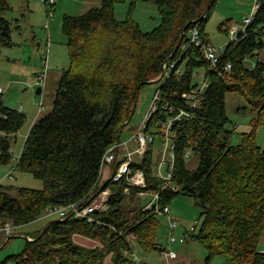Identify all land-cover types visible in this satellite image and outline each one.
I'll list each match as a JSON object with an SVG mask.
<instances>
[{"label": "trees", "instance_id": "1", "mask_svg": "<svg viewBox=\"0 0 264 264\" xmlns=\"http://www.w3.org/2000/svg\"><path fill=\"white\" fill-rule=\"evenodd\" d=\"M98 1L82 14L64 15L70 65L63 71L52 110L27 132L17 161L13 141L26 115L7 106L0 94V164L15 162L16 170L44 185L35 189L0 184V219L22 227L39 220L48 207L88 203L99 189L103 156L133 114L139 88L162 75L164 62H176V69L159 86L163 101L146 132L155 139L162 137V121L181 108L192 114L173 127L177 188L157 176L155 144L136 167L145 171L147 190L160 193L161 208L179 194L195 199L202 222L195 231H185L182 244L187 236L201 242L209 250L208 261L227 256L228 264H264V250L258 248L264 232V148L256 142L257 127L264 125V0L255 1L254 21L238 40L226 44L216 66L204 58L201 46L186 51L182 46L197 24L204 41L210 42L204 37V23L217 0ZM149 1L158 5L162 22L145 33L133 16L138 2ZM127 2L128 16L117 19L116 5ZM12 9L9 0H0V47L14 44L13 22L4 15ZM232 26L226 21L220 30L230 31ZM198 68L204 69L207 87L201 103L192 108L183 93L203 85L194 82ZM230 93L242 97L243 108L256 115L253 130L244 132L236 145L229 142ZM192 155L198 157L195 168L188 167ZM118 185L110 208L94 214V221L73 215L49 220L42 236L44 228L24 234L22 251L2 264H147L138 260L137 247L160 253L168 248L156 237L158 216L165 215L148 208L138 197V188L128 194L124 181ZM84 237L104 248L81 241Z\"/></svg>", "mask_w": 264, "mask_h": 264}, {"label": "rangeland", "instance_id": "2", "mask_svg": "<svg viewBox=\"0 0 264 264\" xmlns=\"http://www.w3.org/2000/svg\"><path fill=\"white\" fill-rule=\"evenodd\" d=\"M96 0H56V5L50 8L44 5L43 0H9L13 9L5 12V16L13 22L12 40L13 45H2L0 47V85L5 87L3 93L4 103L24 112L26 120L18 132V136L13 141L12 151L14 156H18L27 132L30 131L34 121L43 117L53 108L57 89L61 80L63 71L70 65L69 51L67 47V37L63 33V17L66 14L79 15L90 7L98 6L93 2ZM256 0H217L213 5L207 21L204 23V37L215 47L226 46L230 41V31L220 30L223 22L231 21L233 26L242 25L244 19L251 15L256 7ZM158 5L154 1L138 2L134 14L141 28L146 32L152 31L158 27L162 20L159 14ZM129 2L116 5V17L119 20H125L128 16ZM18 19V20H16ZM16 25H19L17 28ZM220 52V51H218ZM264 51H262L263 54ZM48 55V64H45L44 58ZM253 61V60H252ZM204 69L198 68L194 82L203 84ZM199 72V74H197ZM42 74H45L42 94H37V88L41 85ZM161 82L151 83L139 93L135 114L130 123L124 127L121 134V140L131 137L141 124L147 112H149L154 94ZM227 113L230 118L229 128L233 130L230 138V144H239L244 132L253 130V119L256 117L251 110L244 109L245 101L235 93L227 94ZM163 138L156 135L155 139V157L159 160L163 150ZM256 142L264 148V125L257 127ZM198 164V157L192 155L188 161V167L195 168ZM105 175L102 183L110 178V165L105 166ZM2 170H7L5 166H0ZM6 183H11L12 187H30L42 189L43 182L36 179L28 173L15 170V179H10L5 175ZM109 187L116 191L119 188L118 183H109ZM12 193H15L12 190ZM152 197H146L143 203L151 200ZM173 217L179 222L178 228L172 231L169 228V219L167 216L159 215L160 225L157 230V242L164 247H171L174 250L182 249L186 256L200 261L201 264H228L227 256H214L207 260L209 250L204 244L193 240L187 236V242H169V235L174 232L176 235L185 234L192 226L197 229L201 225L200 208L191 196L185 194L177 195L169 204ZM58 219H39L28 225L17 227L9 243L5 239L0 246V264L10 255L19 253L25 246L26 238L24 234L44 228L47 221ZM197 221V222H195ZM89 247V245L81 244ZM101 248L103 243L99 242ZM90 248V247H89ZM258 248L264 250V232L258 243ZM136 256L147 264H165V258L162 253L157 251H144L137 247ZM177 260H172L176 264ZM179 262H177L178 264ZM5 264H13L8 262Z\"/></svg>", "mask_w": 264, "mask_h": 264}, {"label": "built area", "instance_id": "3", "mask_svg": "<svg viewBox=\"0 0 264 264\" xmlns=\"http://www.w3.org/2000/svg\"><path fill=\"white\" fill-rule=\"evenodd\" d=\"M44 5L52 8L56 5V0H43ZM255 19V9L252 11L251 15L246 17L240 26H232L230 30V41H236L239 39L240 33L246 32L248 26L252 24ZM200 25L197 24L193 28H191L188 39L189 41L182 46L183 50L186 51L192 45L201 46L202 53L205 59L209 60L213 66H216L219 62V53L224 51L225 46H221L220 48L215 47L210 42H205L200 31ZM220 51V52H218ZM45 64H48V55L44 58ZM176 62H164L163 71L164 75L161 77V84L169 78L170 74L174 69H176ZM232 68V64L229 63L226 66V70H230ZM45 74H42L40 77L41 80L38 82L41 87L44 85ZM207 87V84L204 83L202 86L194 88L190 92L183 93V97L188 99L189 105L192 108L197 107L201 100L203 99V93ZM6 88L0 85V94L5 92ZM163 101V97L161 94V89L158 87L149 112L145 115L141 124L136 128L137 130L132 133L131 137L126 140H121V138L108 150L105 152L102 162H101V170L100 176L97 182L99 185V189L96 194L92 197V199L86 203L85 205H80L77 202L64 205V206H53L45 209L44 214L40 216V219H49L53 217L58 218H66L69 216H74L76 218H86L89 221H94V214L105 212L110 208V196L113 190L109 187V183H118L121 181L125 182V192L130 193L131 188H138V197L146 198L152 197L151 200L147 202V207L157 208L156 210L159 213L164 214L169 219V228L174 231L178 228V221L173 217L170 206L166 205L163 208L159 205V192L155 190H147V180L145 171L136 167L145 156H147L148 152L151 150V147L155 144V135L147 133L146 129L148 123L153 116V114L159 109L160 103ZM168 107V104L166 105ZM192 114L189 111L181 108L176 115H171L166 121L161 122V127L163 128L162 138L164 139L163 150L160 155V159L158 161L157 166V176L163 179L164 184L176 189L177 187L173 183V172L175 166V154H174V137L176 135L174 131V124L177 121H181L184 118L191 117ZM189 155V153H187ZM16 156L15 160L17 161ZM106 164L110 165L111 176L110 181H106L102 183L103 177L105 175V166ZM115 165L112 168V165ZM14 170V169H13ZM11 179L14 178L13 171L11 170L7 173ZM16 226L10 220H1L0 219V232H4L6 239H9L11 236L16 235L14 232L17 229ZM190 230L195 231V226H192ZM28 240H33L32 237L26 236ZM169 242H185V236L176 235L174 232H171L169 235ZM165 258V264H172V260L177 259L178 252L177 250L172 249L170 246L162 253ZM139 260V259H138Z\"/></svg>", "mask_w": 264, "mask_h": 264}, {"label": "crops", "instance_id": "4", "mask_svg": "<svg viewBox=\"0 0 264 264\" xmlns=\"http://www.w3.org/2000/svg\"><path fill=\"white\" fill-rule=\"evenodd\" d=\"M94 4H96L97 5V3H99V1L98 0H96V1H94L93 2ZM36 121V120H35ZM34 121V122H35ZM27 135V134H26ZM26 137V136H25ZM20 154V153H19ZM0 166H5V167H7L8 169L7 170H2L1 168H0V184L2 185V184H5V182H4V180H6V179H8V178H6L5 177V175H6V173H9L11 170L13 171V173H15V170H16V167H15V162L13 163V164H6V165H2V164H0ZM14 169V170H13ZM10 178V177H9ZM11 179V178H10ZM5 185H7V186H12L11 185V183H6ZM6 239V236L4 235V232L2 233V232H0V246H1V244H2V242L4 241ZM75 239H76V236H75ZM79 239V238H78ZM81 241H83V242H89V244H92V245H95V244H99V242H94V241H92V240H89V239H86L85 237L83 238V239H80ZM76 241H77V239H76ZM94 242V243H93ZM177 252H178V259H176L177 260V262H179L178 264H201L200 263V261H196L194 258H191V257H188V256H186V254H184L183 252H182V249L180 248V249H178L177 250ZM143 261V260H142ZM177 262H176V264H177Z\"/></svg>", "mask_w": 264, "mask_h": 264}, {"label": "water", "instance_id": "5", "mask_svg": "<svg viewBox=\"0 0 264 264\" xmlns=\"http://www.w3.org/2000/svg\"><path fill=\"white\" fill-rule=\"evenodd\" d=\"M185 32H187L186 29H185ZM185 32H184V33H185ZM163 75H164V72L162 73V75H161L159 78L150 81V83H157V82H159L160 79H161V77H162ZM138 88H139V87H138ZM37 91H38L37 94H42V87L39 86V87L37 88ZM139 93H140V88H139V90H138V96H139ZM137 100H138V98H137ZM136 105H137V103H136ZM136 105H135V108H134L133 114L131 115V117L129 118V120H127V121L123 124V126H122V130L124 129V127H125L126 125H128V124L130 123L132 117L134 116V114H135V110H136ZM121 133H122V131H121ZM120 138H121V134L119 135V139H120ZM114 166H115V165L113 164V165H112V168H113ZM109 181H110V179H109ZM48 224H49V222L45 224L44 229H43V231H42V233H41L40 236H42V235L45 233Z\"/></svg>", "mask_w": 264, "mask_h": 264}]
</instances>
